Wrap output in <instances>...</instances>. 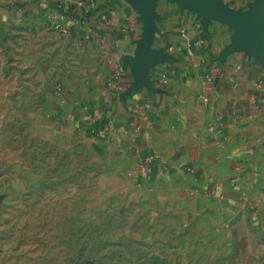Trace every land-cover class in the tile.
<instances>
[{
  "label": "rangeland",
  "instance_id": "rangeland-1",
  "mask_svg": "<svg viewBox=\"0 0 264 264\" xmlns=\"http://www.w3.org/2000/svg\"><path fill=\"white\" fill-rule=\"evenodd\" d=\"M57 2L0 0V264H264L263 218L151 194L147 151L91 107L108 48Z\"/></svg>",
  "mask_w": 264,
  "mask_h": 264
},
{
  "label": "crops",
  "instance_id": "crops-1",
  "mask_svg": "<svg viewBox=\"0 0 264 264\" xmlns=\"http://www.w3.org/2000/svg\"><path fill=\"white\" fill-rule=\"evenodd\" d=\"M56 1L108 48L112 84L91 107L121 125L122 153L147 151L151 194L264 219V0Z\"/></svg>",
  "mask_w": 264,
  "mask_h": 264
},
{
  "label": "built area",
  "instance_id": "built-area-1",
  "mask_svg": "<svg viewBox=\"0 0 264 264\" xmlns=\"http://www.w3.org/2000/svg\"><path fill=\"white\" fill-rule=\"evenodd\" d=\"M117 72H119V71H117ZM109 84H112V81H111V82H109Z\"/></svg>",
  "mask_w": 264,
  "mask_h": 264
},
{
  "label": "water",
  "instance_id": "water-1",
  "mask_svg": "<svg viewBox=\"0 0 264 264\" xmlns=\"http://www.w3.org/2000/svg\"><path fill=\"white\" fill-rule=\"evenodd\" d=\"M132 1H135V0H132Z\"/></svg>",
  "mask_w": 264,
  "mask_h": 264
}]
</instances>
